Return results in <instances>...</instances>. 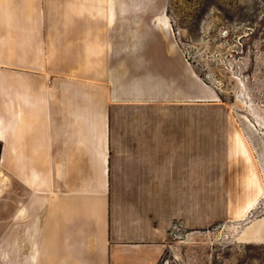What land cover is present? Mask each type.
<instances>
[{"label":"crops","instance_id":"1","mask_svg":"<svg viewBox=\"0 0 264 264\" xmlns=\"http://www.w3.org/2000/svg\"><path fill=\"white\" fill-rule=\"evenodd\" d=\"M166 6L0 0V264H159L219 223L264 245L260 162Z\"/></svg>","mask_w":264,"mask_h":264},{"label":"rangeland","instance_id":"2","mask_svg":"<svg viewBox=\"0 0 264 264\" xmlns=\"http://www.w3.org/2000/svg\"><path fill=\"white\" fill-rule=\"evenodd\" d=\"M163 1L172 41L244 130L264 186V0ZM160 35L141 44L167 46V35ZM262 212L264 203L251 217ZM243 226L219 223L192 232L175 227L159 264H264V245L239 239Z\"/></svg>","mask_w":264,"mask_h":264}]
</instances>
